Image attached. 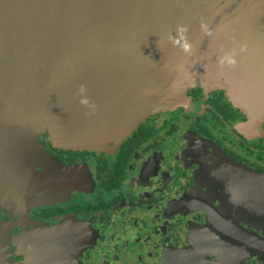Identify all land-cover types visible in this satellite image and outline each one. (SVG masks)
Listing matches in <instances>:
<instances>
[{
  "label": "flooded vegetation",
  "instance_id": "obj_1",
  "mask_svg": "<svg viewBox=\"0 0 264 264\" xmlns=\"http://www.w3.org/2000/svg\"><path fill=\"white\" fill-rule=\"evenodd\" d=\"M228 40L212 64L185 54L201 78L123 138L70 146L47 130L33 141L43 157L0 154L11 264H264V115L219 62ZM25 235L62 261H31Z\"/></svg>",
  "mask_w": 264,
  "mask_h": 264
},
{
  "label": "water",
  "instance_id": "obj_2",
  "mask_svg": "<svg viewBox=\"0 0 264 264\" xmlns=\"http://www.w3.org/2000/svg\"><path fill=\"white\" fill-rule=\"evenodd\" d=\"M209 2L0 0V154H22L26 147L27 154L43 157L33 141L47 130L55 142L70 146L123 138L152 114L172 107L187 81L201 78L189 73L201 66L185 54L202 53V39L216 27L220 38L229 39L228 52L236 53L239 79L248 89L249 98L239 93L240 102L264 115V4L217 0L218 18L208 23L215 14V9L206 12ZM181 24L196 42L187 53L169 40ZM215 61L210 55L208 64ZM81 84L96 105L94 113L80 103ZM4 191L9 189L0 186V197ZM10 234V224L2 223L0 264H11ZM33 241L26 235L20 241L31 261H62L57 254L38 257Z\"/></svg>",
  "mask_w": 264,
  "mask_h": 264
},
{
  "label": "clouds",
  "instance_id": "obj_3",
  "mask_svg": "<svg viewBox=\"0 0 264 264\" xmlns=\"http://www.w3.org/2000/svg\"><path fill=\"white\" fill-rule=\"evenodd\" d=\"M202 29L206 31V34L211 35V30L207 28V25L202 24ZM189 27L187 25L181 24L177 25L174 35L169 36L171 43L179 47L184 52H189L191 49V43L188 39ZM236 53L235 52H225L222 56L219 57V62L222 65L233 66L236 64ZM87 86L81 84L78 89V95L80 103L91 112H95L96 105L92 102L90 97L87 94Z\"/></svg>",
  "mask_w": 264,
  "mask_h": 264
},
{
  "label": "rangeland",
  "instance_id": "obj_4",
  "mask_svg": "<svg viewBox=\"0 0 264 264\" xmlns=\"http://www.w3.org/2000/svg\"><path fill=\"white\" fill-rule=\"evenodd\" d=\"M256 2L257 3H255V7H257V8L261 7L264 4V0H256ZM216 6H217V0L216 1L212 0V3H210V7H207V9H206L207 13H210L212 10L215 9V11L213 12L215 14L213 16H210L208 23H212V22L216 21V19L218 18V16H216V14L218 13V9ZM201 22L203 23L202 20H201ZM200 27H201V25H200L199 20H198L197 22H195L193 30L196 32V30H198ZM211 31H213V30H211ZM220 31H221V28L216 27L215 32L212 36H208L205 39H202V41H201V44H200L201 48L204 49L205 51H207L211 55L219 54V49L224 48V46L226 45V42L220 43V39H224L223 37L220 38V33H219ZM190 43L192 45L196 42H194V40H193V41H190ZM221 51L222 50L220 49V52ZM239 82H240V86L245 87V85H244L245 82L243 81L242 78L239 79ZM247 90L248 89L245 87V91H247ZM243 91L244 90L242 88V93H244ZM245 96H247V98H249L248 93ZM248 110H250V109H248Z\"/></svg>",
  "mask_w": 264,
  "mask_h": 264
}]
</instances>
